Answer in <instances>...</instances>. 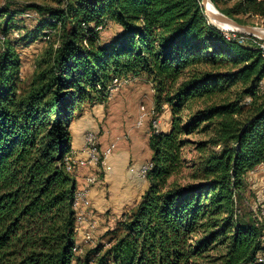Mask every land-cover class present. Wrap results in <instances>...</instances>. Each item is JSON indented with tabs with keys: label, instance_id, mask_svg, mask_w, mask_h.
<instances>
[{
	"label": "trees",
	"instance_id": "1",
	"mask_svg": "<svg viewBox=\"0 0 264 264\" xmlns=\"http://www.w3.org/2000/svg\"><path fill=\"white\" fill-rule=\"evenodd\" d=\"M209 1L239 24L250 16L264 24V0ZM10 3L0 6V264H264L263 225L244 183L264 166L261 40L241 42L211 24L199 0ZM26 9L38 19L32 37L48 43L20 88L6 33ZM106 22L119 31L101 41ZM140 75L154 110L167 106L168 128L147 138L151 165L137 202L106 246L79 257L70 122L83 105L105 107L110 85Z\"/></svg>",
	"mask_w": 264,
	"mask_h": 264
},
{
	"label": "rangeland",
	"instance_id": "2",
	"mask_svg": "<svg viewBox=\"0 0 264 264\" xmlns=\"http://www.w3.org/2000/svg\"><path fill=\"white\" fill-rule=\"evenodd\" d=\"M11 2V7H17L29 2L56 6V0H11ZM4 3L5 0H0V6H3ZM230 3L231 1L227 2V4ZM13 15L14 17L12 18V22L9 23L10 27L6 36L15 45V50L18 54V86L23 88L36 70L37 62L47 46L48 39L44 40L39 34L32 37V29L38 20L36 13H34L33 10H17ZM1 22L2 19H0V25ZM246 22V25L264 28V24L258 17L250 16ZM222 30L225 32L232 31L244 33L239 30ZM118 31L119 28L117 25L112 22H106L105 26L99 32V39L101 41L109 40L114 37ZM252 37L256 38L254 36ZM256 40L260 39L256 38ZM260 47L264 50V46ZM261 85L262 83L260 81L259 89ZM110 91L112 102L109 104L107 110V117H109L108 125L105 129L99 130L95 133L97 138L102 134L100 139L104 141L105 144L114 141V148L112 149L113 152L105 158L103 165H100L97 169L98 171H95L94 173V176H97V181L91 186L96 189V201H94L96 202V206L91 202L89 210L91 212V218L95 222V228L92 234L86 235L87 243H82L79 237H75L76 248L73 252L74 255L79 257H81L85 251L94 248L98 244H101L102 246L107 245V241L110 237L107 233L108 230L113 227L116 220L121 218L122 214L127 213L134 206L139 199L141 192L144 190L145 185H147L145 179L134 177L135 181L132 182L129 191H127L128 189L126 190L124 189V186H122V182L118 181L119 176L117 175L119 174L117 170L120 174L124 173V175H126L128 165L140 163L133 162L130 158L125 157V152L128 150L127 147L130 145L129 141L133 140L132 137H135V142L139 144L140 148L144 146L141 151L146 152V137L149 136L154 129L151 125V120L155 119L158 122L155 127L157 128L155 132L165 129L166 124L169 121V112L166 105H163L159 111L154 110L151 84L144 76H132L119 80L117 84L110 85ZM140 112L145 113L142 123L145 124L146 130L138 136H134L132 134L137 130L134 128V125ZM194 138H198V136L189 137L190 140ZM117 142L118 145L119 143H122L120 149L125 151L123 154H115L117 151ZM126 143H128V145H126ZM69 155L70 154L67 155V164H74V159ZM115 157L118 158L116 168H114L115 164H113V161L111 160V158L114 159ZM182 157L186 164L189 165L190 160L194 157V151L191 144H186L182 148ZM143 161H149V158L144 159L141 162ZM187 170V168L183 169L182 176L180 177L179 175L178 177L179 181L186 180L184 175ZM85 180H92V173L88 174L85 177ZM244 183L246 194L248 195L247 202L251 205V209L256 216L264 221V217L262 218V216H264V172L261 170L250 172L244 180ZM78 245L81 248H78ZM199 264L205 263L199 262Z\"/></svg>",
	"mask_w": 264,
	"mask_h": 264
},
{
	"label": "crops",
	"instance_id": "3",
	"mask_svg": "<svg viewBox=\"0 0 264 264\" xmlns=\"http://www.w3.org/2000/svg\"><path fill=\"white\" fill-rule=\"evenodd\" d=\"M261 83H262V85H261L260 89L262 92H264V77L262 78ZM112 96H113V94H112ZM111 99H112V97H111V92H110V95H109L108 100L105 104V107L99 103H95L92 105H83L81 107L80 111L75 113L76 115L72 119V121L70 122V125H69L70 135H71V147H70L69 154H70V157L72 159H76V158H79L82 156V152L80 151V149L82 146V137H83L84 132H86L88 130L93 131V132H97V131L103 130L107 127L108 119H109V117H107V110L109 108V104H111V102H112ZM168 125H169V121L167 122L165 129H162L161 131L167 130ZM134 128L137 129L136 131L134 130L135 132L132 134L134 136H138L139 134L145 132V130H146L144 123H142L141 125H138V126L134 125ZM101 136H102V134L97 138V140H98L99 146L101 148H104L107 144H105L104 141H102L100 139ZM134 138L132 137L133 140L129 141L130 145L127 147L128 150L126 152L120 149L121 148L120 145H122V143H119V145H118V142H117L116 143L117 151L115 152V154L118 155V154H123L125 152V157L130 158L133 162H141L144 159H148L150 157V150L147 146L148 136L146 137V148H147L146 152L141 151V149L144 146H142V148H140L139 144H137L135 142ZM126 145H128V143H126ZM117 159L118 158H116V157L114 159L111 158V160L113 161V164H115V166L113 165L114 168H116V163L118 161ZM117 168H118V165H117ZM256 170L257 171L261 170L264 172V166L262 164L257 165L253 170L246 173L244 179H246L247 175L250 172H254ZM95 171H98V170L93 168V167H88V166L76 167L72 173L74 176V179H75L76 189L83 187L85 177L90 173H95ZM117 172L119 174V175H117V176H119L118 181H121L122 186H124V189H126V190L128 189L127 191H129V189L131 187L130 185L132 184V182L135 181L134 176L130 175L127 172H126L127 173L126 175H124V173L120 174V172L118 170H117ZM145 187H146V185H145ZM145 187H144V189H145ZM87 194H88V198L90 200V205H91V202H93L92 204H95V206H96V202H94V201H96L95 200L96 199L95 187L89 186L87 188ZM259 213H260V210H259ZM263 217L264 216H262V218ZM260 220H261V218H260ZM261 222L263 225V232H264V221L261 220ZM75 237H77V238L79 237L78 232L75 234Z\"/></svg>",
	"mask_w": 264,
	"mask_h": 264
},
{
	"label": "built area",
	"instance_id": "4",
	"mask_svg": "<svg viewBox=\"0 0 264 264\" xmlns=\"http://www.w3.org/2000/svg\"><path fill=\"white\" fill-rule=\"evenodd\" d=\"M99 28L101 30V26ZM226 35L228 34L226 33ZM231 36H234V34H231ZM250 36L251 35L249 34L241 33L240 35H237L236 38L241 41H245L249 39ZM254 42L259 46H264V42ZM144 117L145 113L140 112L135 125H141ZM157 123V120H151V125L154 128L153 132L156 130L155 127L157 126ZM113 148V142L107 144L104 148H101L99 146L96 133L88 130L84 132L82 137V146L80 149L82 156L74 159V164H67L66 170L73 173L75 168L78 166H88L98 169L100 165H103L105 158L111 154ZM150 164V161H143L138 164H130L126 169V172L138 179H145L146 170L149 168ZM96 178L97 176H94V173H92V180H84L83 187L76 189L74 192L73 208L76 219V231L79 233L82 243H87L86 235L92 234L95 228V222L92 220L91 212L89 210L91 205L87 194V188L97 181ZM78 248L81 247L78 245Z\"/></svg>",
	"mask_w": 264,
	"mask_h": 264
},
{
	"label": "water",
	"instance_id": "5",
	"mask_svg": "<svg viewBox=\"0 0 264 264\" xmlns=\"http://www.w3.org/2000/svg\"><path fill=\"white\" fill-rule=\"evenodd\" d=\"M207 3L211 5V10L206 9ZM199 4L202 7L203 13L208 19V21L211 24L218 27L219 29L221 30L223 29L219 26V24H222V25H225V27H232L246 34L254 36L264 42V31L263 30L257 27L246 25V24L237 23L232 18L217 11L216 8L211 4L209 0H199Z\"/></svg>",
	"mask_w": 264,
	"mask_h": 264
},
{
	"label": "bare ground",
	"instance_id": "6",
	"mask_svg": "<svg viewBox=\"0 0 264 264\" xmlns=\"http://www.w3.org/2000/svg\"><path fill=\"white\" fill-rule=\"evenodd\" d=\"M206 9L207 10H211V5L210 4H206ZM219 26L221 27V28H223V29H230V30H237V29H235V28H232V27H225V25H222V24H219ZM259 29H261V30H263L264 31V28H259ZM157 129V128H156ZM155 132V131H154ZM151 165V164H150ZM148 170V169H147ZM147 170H146V173H147Z\"/></svg>",
	"mask_w": 264,
	"mask_h": 264
}]
</instances>
